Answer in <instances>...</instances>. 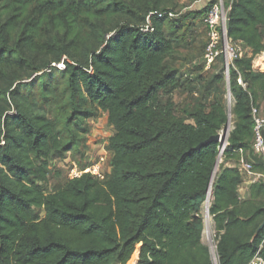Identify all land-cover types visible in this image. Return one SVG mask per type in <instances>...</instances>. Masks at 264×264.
Instances as JSON below:
<instances>
[{
  "label": "trees",
  "instance_id": "obj_1",
  "mask_svg": "<svg viewBox=\"0 0 264 264\" xmlns=\"http://www.w3.org/2000/svg\"><path fill=\"white\" fill-rule=\"evenodd\" d=\"M171 2L0 0V264H212L201 210L218 144L197 147L228 115L221 101L177 114L171 96L180 83L166 64L174 52L170 19L154 17L153 32L142 31L149 13H174ZM214 2L184 18L202 20ZM229 4L227 36L251 57L234 62L246 89L229 70L237 89L225 159L253 153L252 107L260 109L264 92V73L252 68L264 53V3ZM58 100L67 109L65 129L106 116L109 173L104 181L64 175L65 185L47 193L54 158L77 145L63 142L48 113L47 103ZM252 166L263 178L246 201L236 168L214 178L208 213L218 264H248L257 254L264 261V227L256 234L264 222V162Z\"/></svg>",
  "mask_w": 264,
  "mask_h": 264
},
{
  "label": "rangeland",
  "instance_id": "obj_2",
  "mask_svg": "<svg viewBox=\"0 0 264 264\" xmlns=\"http://www.w3.org/2000/svg\"><path fill=\"white\" fill-rule=\"evenodd\" d=\"M209 1L172 0L169 5L176 17L165 22V32L170 36L174 45L173 55L167 59L166 64L169 70L175 71L176 78L180 83V87L173 92L171 99L174 101L176 112L180 117L192 113L199 104L209 105L213 101H221L227 109L229 127L232 128L234 122L232 114L234 99L231 88L237 89V87L230 80L227 83L226 72L220 60H217L209 69H206L204 56L207 30L200 17L193 18L190 16L184 18L187 13H195L202 10ZM230 1L224 0V3L227 4ZM259 1L264 3V0ZM262 34L264 38V29ZM58 68H62V65H59ZM252 68L254 71L264 73V53L255 58ZM217 78L219 79V84L216 83ZM163 99L165 100V98ZM258 102L260 111L264 116V92ZM47 104L50 117L56 120L59 125V132L63 142L77 141V145L72 151L63 156H56L53 160L54 163L51 166L48 181L44 186L47 193H53L66 183L64 175L67 171V162L69 163L71 160L77 165L83 166L90 156L96 158L98 154L106 150L112 131L108 127L104 115L99 116L97 119H89L85 124L74 122L70 125V129H65L63 126L67 118V109L64 100L62 103L58 100L54 105ZM188 123H191V121H188ZM72 132H75L78 139L73 137ZM66 157L68 159L63 163L62 160ZM69 157L71 158L70 160ZM225 157L227 156L223 153L219 172L224 167L223 163L230 159H237L235 164L242 158L252 164L263 163L262 156L251 151H247L244 155H239L236 158L225 159ZM206 209L204 203L201 210L204 223L201 241L203 245L209 248L212 254V264H215L213 254L216 248V237L213 230L212 217L207 215Z\"/></svg>",
  "mask_w": 264,
  "mask_h": 264
},
{
  "label": "built area",
  "instance_id": "obj_3",
  "mask_svg": "<svg viewBox=\"0 0 264 264\" xmlns=\"http://www.w3.org/2000/svg\"><path fill=\"white\" fill-rule=\"evenodd\" d=\"M211 1V0H210ZM209 1V2H210ZM208 2V3H209ZM207 3V4H208ZM206 4V5H207ZM205 5V6H206ZM231 11L230 4L225 6L224 0H216L210 8L206 11L203 16V24L207 30V42L205 48V64L206 69H209L217 60L222 62V66L225 70L226 78L229 80V70L232 68L237 72L236 82L238 86L246 89V84L242 81L240 74L238 73L237 69L234 66V62L236 60L242 59L244 57H251V52L244 48L243 45L239 43L232 42L231 39L228 38L227 33L225 32V22H226V15H229ZM168 18L172 19L175 18L176 15L172 12H152L149 13L146 18V24L142 29L145 33H152V18ZM263 54V53H262ZM252 117H253V141L251 145V150L253 153L262 156L264 162V147H263V134H264V116L262 115L260 109L256 107H252ZM233 128V127H232ZM232 128L229 127L231 131ZM228 137L229 133L227 134L226 143L223 148L218 151L221 155L225 152L228 146ZM70 160V159H69ZM108 155L105 151L101 154H98L96 158L92 156L89 157L87 160V165L81 169L79 166L74 163L73 161L67 162V171L65 172L66 177L69 180L80 178L84 174H89L99 181H104L106 174L109 173V166H108ZM66 161H64L65 163ZM235 168L240 172L241 175H248V176H257L260 179L263 177L261 175H256L253 172L252 163L246 161L245 159H240V161L236 164ZM208 198V194H207ZM205 201L206 208L209 209L210 203H207V199ZM211 202V201H210ZM213 260L216 264H218V259L216 256V252L213 254ZM248 264H264V261L258 254L254 257V259L249 262Z\"/></svg>",
  "mask_w": 264,
  "mask_h": 264
},
{
  "label": "water",
  "instance_id": "obj_4",
  "mask_svg": "<svg viewBox=\"0 0 264 264\" xmlns=\"http://www.w3.org/2000/svg\"><path fill=\"white\" fill-rule=\"evenodd\" d=\"M229 19H230V16L229 15H226V22H225V32L228 33V30H229ZM226 81L228 83V78H226ZM230 133V130H229V117H228V120H227V123L226 125L223 127L222 131L219 132L218 134H216L215 136H212L210 138H208L206 141L202 142L201 144H199V146L197 147V149H200L201 147H204L210 143H217L218 144V151H220L223 146L225 145L226 143V139H227V134ZM263 147H264V134H263ZM219 153V152H218ZM219 157H220V154H218V157H217V161H216V164H215V167L217 165V162L219 160ZM217 175V174H216ZM215 175V168H214V171H213V174H212V178H211V181H210V185H209V189H208V192L209 190L212 188L213 186V179L216 177ZM207 212H208V209H207ZM264 227V222L259 226L256 234ZM212 255V254H211Z\"/></svg>",
  "mask_w": 264,
  "mask_h": 264
},
{
  "label": "crops",
  "instance_id": "obj_5",
  "mask_svg": "<svg viewBox=\"0 0 264 264\" xmlns=\"http://www.w3.org/2000/svg\"><path fill=\"white\" fill-rule=\"evenodd\" d=\"M104 117H105V120L107 121V118H106L105 115H104ZM236 160L237 159H235V160H231V159L230 160H227L226 163L225 162L223 163V166L224 167L222 169L235 168V166H236V164H235ZM256 175H258V174H256ZM259 179L260 178L257 177V176L241 175V183L239 184L238 189H237V193H238L239 199L241 201H246V200H248L250 198V186L254 182L258 181ZM206 212H207V209H206ZM207 215H209L208 212H207ZM212 223H213V220H212ZM213 230H214V223H213ZM214 234H215V231H214ZM215 237H216V234H215Z\"/></svg>",
  "mask_w": 264,
  "mask_h": 264
},
{
  "label": "bare ground",
  "instance_id": "obj_6",
  "mask_svg": "<svg viewBox=\"0 0 264 264\" xmlns=\"http://www.w3.org/2000/svg\"><path fill=\"white\" fill-rule=\"evenodd\" d=\"M221 161H222V159L221 158H219V160H218V162H217V165H216V167H215V175L219 172V170H220V167H221ZM213 181H214V179H213ZM248 186V185H247ZM208 200H207V203H210V201L212 200V188L209 190V192H208V198H207ZM216 264V263H215Z\"/></svg>",
  "mask_w": 264,
  "mask_h": 264
}]
</instances>
